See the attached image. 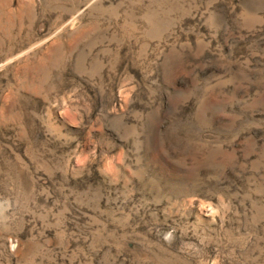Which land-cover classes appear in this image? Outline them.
<instances>
[{"label": "rangeland", "instance_id": "1", "mask_svg": "<svg viewBox=\"0 0 264 264\" xmlns=\"http://www.w3.org/2000/svg\"><path fill=\"white\" fill-rule=\"evenodd\" d=\"M0 264H264V0H0Z\"/></svg>", "mask_w": 264, "mask_h": 264}]
</instances>
